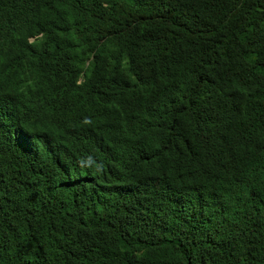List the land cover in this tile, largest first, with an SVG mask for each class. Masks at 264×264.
<instances>
[{
    "label": "trees",
    "instance_id": "trees-1",
    "mask_svg": "<svg viewBox=\"0 0 264 264\" xmlns=\"http://www.w3.org/2000/svg\"><path fill=\"white\" fill-rule=\"evenodd\" d=\"M0 264H264V0H0Z\"/></svg>",
    "mask_w": 264,
    "mask_h": 264
}]
</instances>
